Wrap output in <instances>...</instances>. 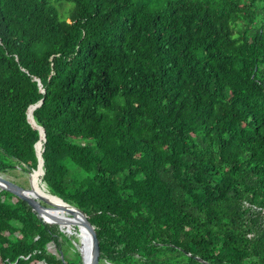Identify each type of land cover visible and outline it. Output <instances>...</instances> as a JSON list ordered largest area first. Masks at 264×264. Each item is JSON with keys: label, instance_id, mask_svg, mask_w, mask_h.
<instances>
[{"label": "trees", "instance_id": "16d2710c", "mask_svg": "<svg viewBox=\"0 0 264 264\" xmlns=\"http://www.w3.org/2000/svg\"><path fill=\"white\" fill-rule=\"evenodd\" d=\"M15 169L95 264H264V0H0ZM78 240L0 190V264H83Z\"/></svg>", "mask_w": 264, "mask_h": 264}, {"label": "water", "instance_id": "95a60500", "mask_svg": "<svg viewBox=\"0 0 264 264\" xmlns=\"http://www.w3.org/2000/svg\"><path fill=\"white\" fill-rule=\"evenodd\" d=\"M38 157H40V154H38ZM0 190H5L26 201L30 206L46 217L60 222L73 221L79 229V252L82 263L95 264L89 256V245L91 240L90 226L85 215L80 210L55 196L47 195L39 191L36 183L33 189H24L12 185L3 178H0Z\"/></svg>", "mask_w": 264, "mask_h": 264}, {"label": "rangeland", "instance_id": "374dc122", "mask_svg": "<svg viewBox=\"0 0 264 264\" xmlns=\"http://www.w3.org/2000/svg\"><path fill=\"white\" fill-rule=\"evenodd\" d=\"M135 1L147 5L148 8H150V9H157L166 0H135ZM54 3H55V6L57 7V9L59 11L60 20H67L68 16H69V11L72 7V4L63 3L61 1L54 2ZM69 167L72 168L73 166L69 165ZM0 178H3L8 183L15 185V186H18L20 188L33 189L35 187V181L33 182V176L22 172V170H20V169H15L13 171H10V172L4 173V174L0 173ZM36 184L38 186L39 191L48 195V193L45 191V189H43V187H39V184L37 181H36ZM75 245L79 248L80 238H79L78 242L75 243ZM103 264H107V263H103Z\"/></svg>", "mask_w": 264, "mask_h": 264}, {"label": "bare ground", "instance_id": "6f19581e", "mask_svg": "<svg viewBox=\"0 0 264 264\" xmlns=\"http://www.w3.org/2000/svg\"><path fill=\"white\" fill-rule=\"evenodd\" d=\"M35 181V183H36V181H37V175H33V182Z\"/></svg>", "mask_w": 264, "mask_h": 264}]
</instances>
